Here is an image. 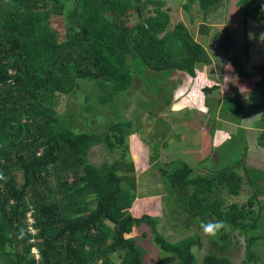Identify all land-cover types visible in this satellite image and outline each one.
Segmentation results:
<instances>
[{
	"label": "trees",
	"instance_id": "trees-1",
	"mask_svg": "<svg viewBox=\"0 0 264 264\" xmlns=\"http://www.w3.org/2000/svg\"><path fill=\"white\" fill-rule=\"evenodd\" d=\"M219 1L186 0L182 8L197 2L205 10ZM162 6L158 0H0V264H112L113 253L117 264L142 263L134 230L157 223L155 206L160 200L137 197L133 167L123 161L122 153L98 165L87 160L95 146L107 153L123 146L131 123L117 120L98 133L74 132L60 123L51 99L73 92L79 82H91L103 106L130 86V64L191 79L190 93L196 98L215 90L217 86L196 69L210 64L204 48L181 22L168 30ZM236 6L244 21L264 25V0H238ZM129 15L136 19L131 25ZM56 17L62 20L59 29L51 26ZM224 38L219 46L228 41ZM225 64L236 85L252 81L246 82L247 104L260 112L258 125L263 124L264 46L257 76L247 73L235 55ZM230 102L234 116L222 120L239 117L238 100ZM223 108L228 115L224 102ZM263 137L261 131L258 142ZM152 165L169 207L190 220L184 231L191 226L197 230L181 237L177 246L155 235L162 252L175 257L177 264H235L227 248L236 234L245 237L244 261H255L252 246L264 241V235L251 231L264 203L256 211L252 207L264 187L254 184L249 199L237 205L226 201L241 188L233 167L199 171L180 158L162 168ZM258 179L253 175L248 180ZM216 222L223 226L215 235H205L201 224ZM206 245L197 261L191 248ZM31 249L37 251V260Z\"/></svg>",
	"mask_w": 264,
	"mask_h": 264
},
{
	"label": "rangeland",
	"instance_id": "rangeland-1",
	"mask_svg": "<svg viewBox=\"0 0 264 264\" xmlns=\"http://www.w3.org/2000/svg\"><path fill=\"white\" fill-rule=\"evenodd\" d=\"M158 1L163 3L162 10H167L169 17L167 29L171 30L174 24L181 22L193 40L203 46L211 63L207 66H197L196 69L204 74L210 84H218L220 89L213 90L205 98H196L198 96L190 93L191 79L181 78L183 79L181 81L175 76L152 73L141 66L134 67L130 64V86L103 106L97 103V91L94 85L91 82H79V87L73 92L67 95H54L51 99V108L58 116L60 123L74 132L98 133L103 131L106 125L117 120H126L131 123L132 128L125 135L123 146L117 148L114 153H107L101 146H95L89 150L87 160L92 165H98L102 162H111L122 153L123 161L133 167L132 175L135 178L137 197L145 201L153 198L156 201L160 200L159 205L155 206L154 215L157 223L152 228L142 226L134 230L137 244L143 251L141 264H177L175 257L162 252L156 245L155 235L162 237L169 245L177 246L181 237L197 230L191 226L190 230L184 231L183 225L190 220L185 215H176L173 208L169 207L170 202L164 199L165 194L159 181V174L152 164L158 163V167L162 168L163 163H169L175 158H180L189 164H202V159H196L202 148L201 134L204 136L203 132L206 128L209 129L208 133L211 132L216 117L223 116L225 112L223 110L220 112L219 109L216 112L217 100L225 103L230 110L226 118L232 119L235 107L233 108L234 103H229V100L238 99L241 95L240 102L245 105L249 95L248 89L252 84V81H246L250 85L246 82L236 85L232 72L226 68V61L233 54L238 55L244 61L246 71L257 76L260 73L253 66L259 62L260 58L257 55L255 59V51L258 52L255 47H251V52H254L253 57L249 56L248 59L247 56L245 60L243 55L246 40L243 27L248 28L249 22L245 25V22H242L236 6L238 0H225V4L219 2L205 13L199 8L197 2L183 9L186 0ZM146 9L145 13H149L151 7L148 6ZM135 21V17L129 15L127 25ZM61 24L62 20L58 17L51 21V26L56 29H59ZM224 37L228 41L224 46H219L217 42L222 43ZM224 73H227L226 81L231 78L233 87L226 88V81L222 84ZM166 101L169 103L165 104ZM256 113V115L259 114L258 111ZM253 116L255 118L254 112L253 115L245 114V119L238 120L239 124L250 125L254 121ZM220 127L230 133L235 131L231 125L222 124ZM237 140L238 137L234 136L233 142ZM223 145L219 149V151L224 150L226 155L221 164L222 167L231 160L237 161L238 155H242L244 150L243 145L239 144L235 145V149L231 148L230 144ZM205 165L208 167L207 162ZM241 176V188L234 198L237 205L245 203L253 194L252 189L245 183L247 177L243 174ZM250 178L251 176L248 179ZM258 183L263 184L264 187V176L257 181V185L260 186ZM259 198L260 200L252 207L254 211L257 210L258 204L264 203V191L261 190ZM228 200L232 201V197ZM103 226H99L100 231ZM251 233L264 235V207L260 212L257 227ZM244 238V236L232 235L227 248V257L235 264L242 262L243 264H261L264 241L259 239L252 246L255 261L245 262ZM202 243L205 245V240ZM207 249L206 245L201 248L192 247L191 251L195 259L199 261ZM110 259L112 264H117L119 261L115 253L110 256Z\"/></svg>",
	"mask_w": 264,
	"mask_h": 264
},
{
	"label": "crops",
	"instance_id": "crops-1",
	"mask_svg": "<svg viewBox=\"0 0 264 264\" xmlns=\"http://www.w3.org/2000/svg\"><path fill=\"white\" fill-rule=\"evenodd\" d=\"M219 2H221V4H225V0H220ZM219 2L217 4H219ZM212 5L210 7L216 6ZM210 7H208L207 9H205L203 12L205 13ZM240 14V13H239ZM241 16V15H240ZM242 22H245L244 25L249 22V27L246 28L245 26L243 27V34L246 38L245 40V46L243 49V55L245 56V60H247V56L249 59L250 57H253L254 52H251V47H255V49L258 50L255 51V59L258 58L259 62L255 63V65L253 67H256L258 65H260L262 63V58H263V46H264V25L262 24L261 21H249V20H243V18L241 17ZM202 46V45H201ZM203 47V46H202ZM234 55V54H233ZM244 65V61L238 57V55H235ZM211 63V60H210ZM245 71L246 68L244 67ZM247 72V71H246ZM248 73V72H247ZM252 73V72H251ZM249 73V74H251ZM254 75V74H251ZM181 81L183 79L178 78ZM223 81V80H222ZM225 81L222 82V84H224ZM226 88L228 86L233 87L232 83L230 82V79H228V81H226ZM218 88H216L215 90L220 89V86H218V84L216 85ZM213 92V91H212ZM211 92V93H212ZM249 92V91H248ZM249 94V93H248ZM248 94H245L246 96ZM240 97L237 99L238 100V105L240 107V112H239V117L236 120L233 121H226V120H222L224 119L223 117H227L228 115L224 112V108H223V102L220 103L219 100H217L216 102V112L219 109V111L221 112L223 110V112L226 114H224L223 116L221 115L219 118L216 117L215 119V123H213V127L211 132L208 133V130L206 128L205 132H203L204 136L201 134V149L198 153V158L202 159V164H195V166L198 168L199 171H205L206 169H217L222 167L221 164L223 163V159L226 158V155L224 154V150L219 151V149L224 146L223 144H230L231 148L235 149V145L239 144V145H243V153L242 155H238V160L237 161H230L227 164L223 165V166H230L233 167V171L240 177L241 179V174H243L245 177H247V180H245V183L252 188L254 184H257L256 182H251L248 180L249 176H260L263 177L264 176V137L258 142V136L259 133L261 131H263L264 133V123L258 125V120H259V116H260V112L256 109H254L253 107L248 106V98L249 95L246 98V103L245 105H243L240 102L241 99V95H239ZM240 102V103H239ZM219 107V108H218ZM259 112L258 115H256V112ZM219 112V113H220ZM255 115L252 117L253 118V122L250 125H241L239 124V119L244 118L245 119V114H252ZM244 114V115H243ZM214 118V117H213ZM222 124H227V125H231L232 127H234L235 131H232V133L220 129ZM219 134L221 135H227V138L225 140L224 137L219 136ZM238 137L237 142H233V137ZM216 137L215 140H213V138ZM217 141V142H214ZM219 141V142H218ZM245 145V146H244ZM206 149V150H205ZM243 156V157H242ZM236 160V159H235ZM208 163V167H206L205 163ZM190 165H194V164H190ZM241 184H242V179H241ZM259 184V183H258ZM260 187H263V184H259ZM237 196V195H236ZM236 196H228L232 197V201L228 200V198L226 197V201H230L228 203H235L234 198ZM258 200H260V198L258 197Z\"/></svg>",
	"mask_w": 264,
	"mask_h": 264
},
{
	"label": "clouds",
	"instance_id": "clouds-1",
	"mask_svg": "<svg viewBox=\"0 0 264 264\" xmlns=\"http://www.w3.org/2000/svg\"><path fill=\"white\" fill-rule=\"evenodd\" d=\"M223 225L220 222L216 223H208V224H201V228L205 235H215L216 232L221 228Z\"/></svg>",
	"mask_w": 264,
	"mask_h": 264
},
{
	"label": "built area",
	"instance_id": "built-area-1",
	"mask_svg": "<svg viewBox=\"0 0 264 264\" xmlns=\"http://www.w3.org/2000/svg\"><path fill=\"white\" fill-rule=\"evenodd\" d=\"M26 218H27V223L30 224L31 221H30L29 217L27 216ZM27 230H28V232L30 234H33L34 233L33 229H31V227L29 225L27 227ZM30 253L34 257V260H37L38 259V254H37V251L35 249H31L30 250Z\"/></svg>",
	"mask_w": 264,
	"mask_h": 264
}]
</instances>
